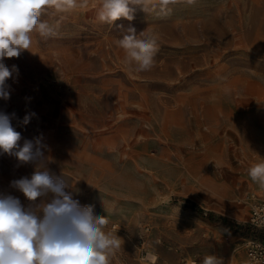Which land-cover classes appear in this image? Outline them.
I'll use <instances>...</instances> for the list:
<instances>
[{
    "label": "rangeland",
    "instance_id": "rangeland-1",
    "mask_svg": "<svg viewBox=\"0 0 264 264\" xmlns=\"http://www.w3.org/2000/svg\"><path fill=\"white\" fill-rule=\"evenodd\" d=\"M99 2L5 59L18 73L0 112L15 113L21 147L40 138L73 199L107 217L123 241L111 264L149 252L156 264H250L244 242L264 239L246 200L264 199L248 175L264 162V0H173L167 15L137 9L113 25L96 20ZM129 27L158 38L150 71L124 62ZM36 170L0 154V194L27 207L10 184Z\"/></svg>",
    "mask_w": 264,
    "mask_h": 264
},
{
    "label": "clouds",
    "instance_id": "clouds-1",
    "mask_svg": "<svg viewBox=\"0 0 264 264\" xmlns=\"http://www.w3.org/2000/svg\"><path fill=\"white\" fill-rule=\"evenodd\" d=\"M173 0H100L95 8L96 20L113 25L121 18L133 20L137 9L167 15ZM89 0H0V99L10 98L6 81L18 73L16 65L9 68L6 58H18L29 51L33 33L42 38L55 34L66 17L77 9L87 8ZM52 13L55 23L41 19ZM117 45L124 52V62L136 73L150 71L158 51L155 34H137L129 27ZM34 115V114H31ZM31 115H26L27 125ZM11 115L0 112V154L15 156L20 164H34L31 177L11 181L29 202L25 207L19 198L0 194V264H111L120 250L122 240L112 231H105L106 216L94 214L92 206H81L65 191L62 177L47 170L44 145L40 138L25 140L12 126ZM251 180L264 188V162L248 169ZM158 257L147 253L140 264H156ZM200 264H222L215 255H206Z\"/></svg>",
    "mask_w": 264,
    "mask_h": 264
},
{
    "label": "built area",
    "instance_id": "built-area-1",
    "mask_svg": "<svg viewBox=\"0 0 264 264\" xmlns=\"http://www.w3.org/2000/svg\"><path fill=\"white\" fill-rule=\"evenodd\" d=\"M246 200L251 209L250 226L264 231V199L252 192ZM244 246L250 264H264V239H248Z\"/></svg>",
    "mask_w": 264,
    "mask_h": 264
}]
</instances>
